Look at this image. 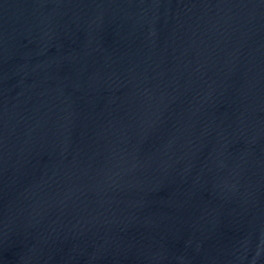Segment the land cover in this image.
Returning a JSON list of instances; mask_svg holds the SVG:
<instances>
[{
	"label": "water",
	"instance_id": "1",
	"mask_svg": "<svg viewBox=\"0 0 264 264\" xmlns=\"http://www.w3.org/2000/svg\"><path fill=\"white\" fill-rule=\"evenodd\" d=\"M0 264H264V0H0Z\"/></svg>",
	"mask_w": 264,
	"mask_h": 264
}]
</instances>
